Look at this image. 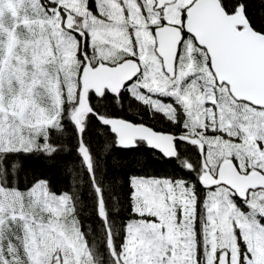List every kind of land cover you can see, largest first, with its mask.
Returning <instances> with one entry per match:
<instances>
[{
	"label": "snow or ice",
	"instance_id": "6c2138e0",
	"mask_svg": "<svg viewBox=\"0 0 264 264\" xmlns=\"http://www.w3.org/2000/svg\"><path fill=\"white\" fill-rule=\"evenodd\" d=\"M253 7L0 0V264H264Z\"/></svg>",
	"mask_w": 264,
	"mask_h": 264
},
{
	"label": "trees",
	"instance_id": "16d2710c",
	"mask_svg": "<svg viewBox=\"0 0 264 264\" xmlns=\"http://www.w3.org/2000/svg\"><path fill=\"white\" fill-rule=\"evenodd\" d=\"M254 7L251 9L255 22L259 24H264V16L261 15L264 12V8H262L260 4V0H253ZM93 140H95V136L93 135ZM113 160H110V163H115L117 160L120 162V168L123 169L124 172H127L129 168H135L136 165L134 163V157L141 161L148 160L149 170H155L157 172H161L165 170L164 161L163 160H156L151 153L145 152L143 148H141L138 154H131V153H122L116 152L113 154ZM59 181H63V177H58Z\"/></svg>",
	"mask_w": 264,
	"mask_h": 264
}]
</instances>
